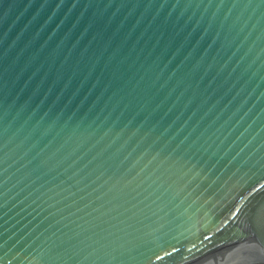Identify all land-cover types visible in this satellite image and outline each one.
<instances>
[{"label":"water","instance_id":"obj_1","mask_svg":"<svg viewBox=\"0 0 264 264\" xmlns=\"http://www.w3.org/2000/svg\"><path fill=\"white\" fill-rule=\"evenodd\" d=\"M0 264H264V0H0Z\"/></svg>","mask_w":264,"mask_h":264}]
</instances>
